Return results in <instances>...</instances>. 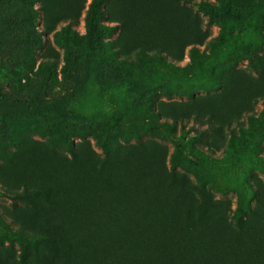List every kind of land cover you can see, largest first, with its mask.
I'll return each instance as SVG.
<instances>
[{"label":"rangeland","instance_id":"374dc122","mask_svg":"<svg viewBox=\"0 0 264 264\" xmlns=\"http://www.w3.org/2000/svg\"><path fill=\"white\" fill-rule=\"evenodd\" d=\"M80 3L0 0L3 169L20 150L50 183L62 167L54 159L66 157L83 194L99 169L138 187L160 163L151 190L169 179L175 187L159 195L158 216L196 198L249 219L264 186V0H85L77 14ZM33 200L0 196V264L66 254L44 224L45 200Z\"/></svg>","mask_w":264,"mask_h":264},{"label":"trees","instance_id":"16d2710c","mask_svg":"<svg viewBox=\"0 0 264 264\" xmlns=\"http://www.w3.org/2000/svg\"><path fill=\"white\" fill-rule=\"evenodd\" d=\"M84 2L77 6V14ZM70 20H75L74 15ZM45 53L47 63L54 64V50L47 47ZM263 97L264 86L259 93ZM20 154L19 150L5 155L16 157L15 167L0 165V196L35 197L33 205L37 199L45 200L44 224L62 234L67 249L64 257L49 264H264V186L260 183L255 187L257 203L244 221L234 217L225 201L209 199L202 204L196 198L165 208L158 216L159 195L175 187L169 179L151 190L155 168L166 172L160 163L141 174L138 187L99 169L97 187L81 194L69 166L71 159L57 155L54 161L62 167L49 183L34 176ZM94 160L99 162L97 156ZM18 168L22 175L17 179L5 178L8 171L17 176ZM106 186L105 193H96ZM53 207L62 213H52ZM29 236L32 241L48 239L38 232ZM22 261L26 263L21 257Z\"/></svg>","mask_w":264,"mask_h":264}]
</instances>
